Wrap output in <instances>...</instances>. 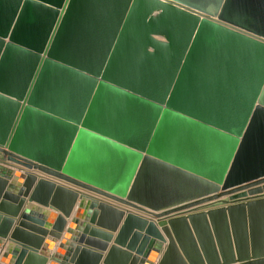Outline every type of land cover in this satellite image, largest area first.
Segmentation results:
<instances>
[{
    "label": "water",
    "instance_id": "95a60500",
    "mask_svg": "<svg viewBox=\"0 0 264 264\" xmlns=\"http://www.w3.org/2000/svg\"><path fill=\"white\" fill-rule=\"evenodd\" d=\"M0 153L13 264H264V0H0Z\"/></svg>",
    "mask_w": 264,
    "mask_h": 264
},
{
    "label": "crops",
    "instance_id": "0c3cea01",
    "mask_svg": "<svg viewBox=\"0 0 264 264\" xmlns=\"http://www.w3.org/2000/svg\"><path fill=\"white\" fill-rule=\"evenodd\" d=\"M1 157L3 158V155L0 153V158ZM2 166H5V165H2ZM6 166H8V165H6ZM13 168H14V166H13ZM100 198H104L105 200H107L109 202H114L115 204H118V205L122 206L123 208H128V209L133 210L135 212H139L141 214H144L146 216H149L153 220H155L157 218V217L153 216L150 213L143 212L141 210L132 208L131 206H128V205H125V204H122V203H119V202H116V201H112L111 199H109L107 197H103V196L101 197L100 196ZM226 200H227V195H223V196H221L219 198L213 199V200H211L209 202L203 203V204L198 205V206H204L205 204H209L211 202L214 203V204H219V203L221 204V203H224ZM29 204L41 206V205H39L38 203H36L34 201H30V202L27 201V198H26L25 199V203L19 209L18 214L11 216L12 219H13V223H12L9 231L7 232L6 237L0 236V264H13V261L17 258L18 253L17 252H14L13 251L14 249L10 250L8 248H9V246H13V247H16L19 250L20 246H19V244L16 243V241L9 239V235L11 234V231H12L13 227L17 225V222L20 219V216H21L22 212H25V210H26V208H27V206ZM42 208H43V212H45L46 213V216H47L46 217V221H45V226H47L48 228H51V225H52V223L55 220V216H56L55 214L58 211L53 210V209H51L49 207H42ZM191 208H194V207H191ZM84 209H85L84 213H85V215H87L86 212H88V211H86V208H84ZM48 210H51V211H54L55 212V214H54L53 217L50 216ZM186 210H188V209H186ZM89 211H90V209H89ZM166 216H168V215L161 216L160 218H163V217H166ZM66 219H67V221H69L70 220V217H66ZM82 220H83V223H88V219H82ZM122 220H123V218H122ZM122 220L118 224V227H117V229L115 231H108L112 235L111 238L105 240V239H103L102 237H99V236H92V238H94L96 240H99L101 242L104 241L107 244V247L105 249H100V248H97V247L91 246L90 244L85 243L86 238L87 237H91V235H89L87 233L88 231H86V232L81 231L84 234V239H82L81 241H79V238H77V237H75V238L74 237L73 238L72 237L69 238V244H67L68 242L66 243L67 244L66 251L63 252L60 257L57 256V258L59 257V259L56 261L57 264L62 263V262L64 264H75L76 259L82 253V248L83 247L88 248V249H90V250H92L94 252H98L100 255H99L98 259L95 262H96V264H104V259H105V256L107 255V250L109 248V245L113 243V240H114V238H115V236L117 234V230H118L119 226L122 223ZM91 226H96V224L95 223H91ZM102 228H104V227H102ZM104 230H109V229H106L105 228ZM70 243H72V245H70ZM44 244H45V241L42 243L41 249H42V247H43ZM56 246H57V242L55 243V246H53L50 250H48V252H45V253L48 254L47 255L48 256V261H47L46 264H50L49 261L54 259V256L53 255L56 254V252H57V251H55L56 250L55 248H57ZM77 246H78V248H77ZM75 250H76V253L74 255ZM6 251H7V255H6V257H4L5 256V253L4 252H6ZM2 258H4L5 260H2ZM24 258H25V256L23 257V259ZM82 258L84 259V261L87 264H91V263L94 262V260H93L94 259L93 258V254H91V255H88V254L86 255L85 254V255L82 256ZM121 258H122L121 256H117V260H120ZM155 262H156V260H155Z\"/></svg>",
    "mask_w": 264,
    "mask_h": 264
}]
</instances>
